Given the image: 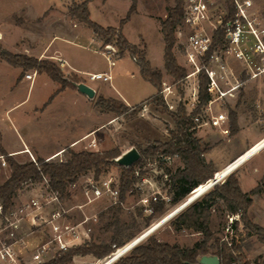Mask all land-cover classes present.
Masks as SVG:
<instances>
[{
	"label": "rangeland",
	"instance_id": "obj_1",
	"mask_svg": "<svg viewBox=\"0 0 264 264\" xmlns=\"http://www.w3.org/2000/svg\"><path fill=\"white\" fill-rule=\"evenodd\" d=\"M132 2L133 0H107L104 3L103 0H94L89 5L91 18L104 26L117 27L120 25L121 19L127 15ZM253 2L258 22L257 25L259 28L264 29V0H253ZM68 3L72 5V0H0V29L7 35L5 39L6 47L13 51L17 41L18 45L21 46L22 42L23 44L26 42V39H21L23 36H28L32 42L36 41L38 47L46 45L51 41V50H60L66 58H69L74 64L84 70L83 78H81L84 81L83 83L92 89L100 90L98 94L117 97L118 93L122 92L132 100H135V102L151 96L155 91V87L150 82L144 80L139 74L137 64L132 60L131 54L124 52L122 56L114 55L113 57L111 56L112 60H109L106 56V45H103L100 40L94 37L92 28L86 24L81 23L78 27L72 28L71 24L69 26L66 21L61 20L62 18L57 12H54V17L42 25H39L38 22H29L27 24L28 29L20 27L14 22L15 18L17 24L23 22L22 18L17 17L16 14L29 20L43 15L49 5H54L57 9H65ZM175 5L176 0H138L137 12L131 15L130 20L125 25L124 34L128 40L132 43L140 42L141 45L146 42L147 50L156 65L164 63V36L157 20L160 22L164 20L167 16L168 8ZM148 11L154 18L147 14ZM187 33L181 20L175 31L176 44L174 53L178 63L189 72L192 71V67L187 65L184 55ZM54 35H57V37L53 38ZM142 38H144L145 42ZM12 53L24 54L19 52ZM229 60L238 70L241 65L240 62L236 58L231 57ZM69 70V65H66L65 71ZM35 71L34 69H28L24 75L27 73L34 74ZM62 71L65 77L72 78V74H66L63 69ZM93 72L111 73L112 80H91L90 75ZM19 75H21L19 68H15L4 62L0 65V129L4 141L11 145L16 146L20 143L18 134L20 132L28 139L37 141L46 150L73 136L82 134L96 125L99 129L92 139L74 150L105 151L117 149L123 155L132 149L140 151V149L148 146L153 141H167L170 138V131L176 129V124L170 114L165 112L162 106H157L153 103L143 106L135 117H124L112 112H103L98 107H96L97 112H95L93 108L76 105L72 97L65 96L66 98L58 103L55 102L50 108L43 111L41 109L34 111V106L43 107L51 95L55 93L58 83L45 74H39L35 76L33 84L30 87L31 81L26 78L23 81H19L18 78H21ZM162 80L163 87L164 85H171V88L173 86L178 91V94L182 96L183 101L187 103L194 97L196 89L193 88L199 82L197 76L191 75V77L186 78L178 86L174 78L167 73L166 68L163 71ZM239 95L235 96L237 100L233 102L234 105L239 99L241 101L242 97H239ZM25 98L27 99L23 103L6 114V110L11 104H16ZM176 99L174 98L175 105H178ZM228 108L229 100L222 107V111L226 112L230 119ZM243 108L251 115L250 119H254L257 126H264V110H259L260 103L257 101H246ZM169 110L175 112V110ZM11 118H19L18 123H16L17 127L10 123ZM109 118H111L110 121L108 120ZM229 128H231L230 125ZM201 129H205L207 135L211 134L212 137L201 138L199 136L201 134H198ZM196 131V136L210 147V150L205 154L207 161L209 159L216 162L228 160L226 154L234 151L238 144H240V141L241 143L243 142L241 136L239 143L238 141H233V144L226 142L230 144L219 145L221 141L218 139L222 135L220 129L204 126L197 128ZM235 134L230 132L226 137L230 138ZM93 142L95 144L92 145ZM263 142L264 139L253 145L252 148L250 147L251 149L249 148L242 155L235 159H229L230 163L223 169H217L216 164L212 161L215 169L218 170L216 177L224 175V178L220 182L225 180L233 169L236 173L258 152L264 151ZM68 150L52 160L67 159L69 157ZM33 157L37 158V156ZM17 160L25 162L33 160V158L32 155L28 154ZM1 162L2 159L0 158V184L8 178L11 171L8 163L7 165H3ZM263 162L264 155L255 158L247 167L249 168L256 163L261 165ZM183 166L184 164L181 159L176 156L171 157V159L161 158L148 161L142 168L137 166L138 171L140 173L144 172V174L126 192L125 199L121 200L119 197V201L117 202H114V199L109 196L96 199L91 195V199L89 200L85 191L86 186L90 185L91 181L95 179L94 173L90 171L80 176L78 181L70 187L71 195L64 199L66 206L70 208V212L66 214V218L68 221L74 223L83 220L85 217L89 218L85 223L87 227L92 228L91 237L88 241L108 242L111 238V231L105 230L106 225L108 222L113 221L116 216H119L121 223L131 227V230L136 233V236L128 244L156 225L157 228L149 235L155 234L160 240L170 243L191 245L201 237V234L188 230L177 231L174 225L171 224L172 218L177 213L169 218V220L163 221L181 203L175 204L171 201L163 200V208L159 212L152 213L148 210L151 202L155 201V195L158 197L157 201L161 197L170 196L168 193L170 180L165 175L169 173L168 170L175 173L178 168H182ZM247 167L246 171L248 170ZM120 174L121 169L117 165H114L105 169L99 178L115 177L119 186ZM32 188V186L23 184L17 193L21 194L33 191ZM202 188H199L195 193L192 190L186 198L190 195L193 196ZM33 193L31 192L30 196ZM14 203L15 206L23 204L19 200L18 195L15 196ZM78 205L83 206L79 208ZM212 213V229L218 237H225L226 213L219 207H216ZM23 227L24 230L30 231L28 223H24ZM34 228L43 231L42 227L34 226ZM259 243L255 241L252 250L244 251L246 259H256L259 254L252 251ZM35 248L31 247L30 249L33 250ZM259 251L263 250L260 249ZM103 262L104 260L98 259L93 255H76L67 264H104Z\"/></svg>",
	"mask_w": 264,
	"mask_h": 264
},
{
	"label": "trees",
	"instance_id": "obj_2",
	"mask_svg": "<svg viewBox=\"0 0 264 264\" xmlns=\"http://www.w3.org/2000/svg\"><path fill=\"white\" fill-rule=\"evenodd\" d=\"M92 0H72L69 13L78 21L92 28L94 34L104 41V45L114 44L117 47V56L129 52L140 67V74L144 80L150 82L157 92L149 98L135 105H128L122 99L99 96L96 107L103 112H112L118 116L135 117L147 104L162 106L163 110L170 114L176 124V129L170 131L167 141H153L148 146L140 149V158L132 165L125 166L117 163L122 155L117 149L105 151L69 149V157L62 160H47L37 157L34 160L19 162L15 157L3 151V156L10 166V175L0 184V200L5 209L14 204L17 195L24 182L32 179L40 181L45 176L49 179V186L61 193L62 197L71 195L70 187L74 185L80 176L92 171L94 178L98 179L105 169L117 165L121 169L120 174V199H125L126 192L144 172H139L148 161L161 159L165 156L179 157L184 166L178 168L175 173L168 170L169 195L171 202L180 204L185 201L192 190L209 184L217 175V169L212 161H207L205 154L210 150L209 145L202 142L196 136L195 123L188 114L185 105L180 104L177 111H170L163 95L161 94L163 71L154 67L147 57L146 45L134 44L128 40L123 32L124 25L130 20L131 15L137 10V1L133 0L128 13L120 21V25L103 26L91 18L89 2ZM233 8V1L230 0ZM183 18V0H176V5L168 8L167 16L161 21V30L164 36V63L167 73L180 84L186 79L187 69L180 65L174 53L176 44V27ZM219 36L216 38V41ZM0 60H4L14 67H21V77L28 69H34L39 73H46L54 81L61 84V89H77L82 79L72 74V78L65 77L61 67L50 59H39L26 54H14L4 48L0 41ZM20 78V77H19ZM208 76L203 69L199 75V106L207 103L209 92L207 90ZM54 96V95H53ZM52 96V97H53ZM51 97V98H52ZM198 109L195 110L197 112ZM230 132L239 131L237 113L230 109ZM217 172V173H216ZM212 179V180H211ZM263 191V182L249 192H244L240 187L239 179L233 171L226 179L219 181L197 199L179 211L171 220L177 231H193L201 234V237L191 245H181L160 240L155 234L149 235L144 241L133 246L129 252L121 256L111 264H202L201 258L205 255H216L221 264H264V255H259L255 260L245 258L244 251L252 250L255 241L264 243V228L255 223L248 215V210L253 203V195ZM193 195V194H192ZM186 198V199H185ZM185 199V200H184ZM219 207L227 214L240 213L242 228L235 221L233 227L235 235L227 241L218 237L211 227L212 212ZM152 213L159 212L163 208V200L151 202ZM106 231H111L108 242L86 241L80 245L59 252L55 257L43 264H67L76 255L91 254L98 259L110 260L116 250L126 246L135 236L131 227L121 223L119 216L107 223Z\"/></svg>",
	"mask_w": 264,
	"mask_h": 264
},
{
	"label": "built area",
	"instance_id": "obj_3",
	"mask_svg": "<svg viewBox=\"0 0 264 264\" xmlns=\"http://www.w3.org/2000/svg\"><path fill=\"white\" fill-rule=\"evenodd\" d=\"M232 1L233 8L230 7V0H183L182 24L188 32L184 55L185 62L192 67L186 78L194 75L199 80L201 71L205 70L209 79L207 90L210 97L207 103L198 107L199 82L193 88L196 93L188 103L183 101L182 96L171 85H164L161 90L169 109L177 111L183 102L196 129L209 126L218 128L225 134L229 133V118L222 107L229 97L235 96L236 91L242 89L244 76L256 78L264 73V29L257 25L254 2ZM109 46L106 45V56L112 60L117 51ZM230 57L240 62L239 71L231 64ZM133 58L137 60L136 57ZM59 62L61 65L65 64L61 58ZM25 77L33 80L34 75L27 73ZM90 78L110 80L111 76L107 73H95ZM174 98H177L178 105H175ZM0 158L1 163L7 165L4 156L1 155ZM32 158L35 161L33 156ZM164 158L171 159L169 156L162 159ZM23 184L36 189L27 202L5 209L0 200V264H43L59 252L90 239L92 228L85 225L89 218L85 217L76 223L68 221L66 214L70 212V208L66 206L61 193L50 188L48 177L45 176L40 181L30 179ZM85 191L89 200L92 195L96 199L109 196L114 202L119 201L120 189L115 177L94 179L86 186ZM159 199L169 202L171 196ZM154 200H158L157 195ZM78 206L82 208L83 205ZM148 210L152 212L151 206ZM235 221L239 222L241 229L243 224L240 213L227 214L226 235L223 237L227 241L235 235ZM24 223L29 224L28 233L23 231ZM34 226L43 228L44 238L31 250L24 238L32 233ZM20 247L26 248L25 255L20 253Z\"/></svg>",
	"mask_w": 264,
	"mask_h": 264
},
{
	"label": "crops",
	"instance_id": "obj_4",
	"mask_svg": "<svg viewBox=\"0 0 264 264\" xmlns=\"http://www.w3.org/2000/svg\"><path fill=\"white\" fill-rule=\"evenodd\" d=\"M81 1H83V0H81ZM93 1L94 0L89 2L88 6L91 3H93ZM103 1L105 3L107 0H103ZM70 5L71 4L68 3L67 7L65 9H57L56 6L49 5V6H47L43 15L36 16L35 18L29 19V20H26L23 16H18L16 14L17 17L22 18L23 22L21 24H17L16 18H15L14 22L16 25L28 29L27 24H29V22H33V23L38 22L39 25H42L54 17L53 16L54 12H57V14H60V17L62 18L61 20L66 21L67 24H69V26L71 24V27L75 28V27H78L79 24H81L82 22L78 21L76 18H74L70 15V13H69ZM89 9H90V7H89ZM58 10H59V13H58ZM136 12H137V10L135 11V13ZM90 13H91V11H90ZM147 14L150 17H153L149 14V11L147 12ZM157 21L161 27V22L159 20H157ZM125 25L123 28V32L125 31ZM105 27H107V26H105ZM93 34H94V32H93ZM6 36H7L6 33L0 29V41H1L2 45L4 46V48H6L7 50H9L11 52L24 53V54H27L29 56L37 57L39 59H50L53 62L57 63L64 70V72L66 74H76L80 78H83L82 75H83L84 70L79 68L69 58H66L60 50H58V49L51 50V46H50L51 41H49L46 45H42V46L38 47V43L36 41L32 42L28 36H23L21 39H26L25 40L26 42H24V44L22 42L21 46H19L17 43L18 41H17L16 44L14 45V49L12 51L6 47V42H5ZM55 37H57V35L53 36V38H55ZM94 37L97 38L98 40H100L104 45V41L102 39L97 37L95 34H94ZM67 40H69V39H67ZM142 40H144V38H142ZM144 42H145V40H144ZM134 44H140V42L134 43ZM107 45H111L117 51L114 44H107ZM145 45H146V42H145ZM164 46H165V42H164ZM146 49H147V45H146ZM103 54H104V51H103ZM147 57L154 67H157V68L161 69L162 71H164L165 63H163L161 65L154 64L153 59L151 58L148 50H147ZM59 58H61L62 60L65 61L64 65L60 64ZM163 59H164V53H163ZM132 60L137 64L138 72L140 74V67H139L137 61L134 60L133 57H132ZM2 62L9 64L8 62H6L4 60H0V65L2 64ZM9 65H11V64H9ZM66 65H69V67H70L69 71H65ZM15 68H19L20 74L22 73L21 67H15ZM95 73H107V72H93L92 74H95ZM39 74L47 75L46 73H39V72L35 71V73L33 74L34 78H35V76H38ZM107 74H109L111 76V79L109 80V81H111L112 80L111 73H107ZM47 76L49 78H51L49 75H47ZM24 78H26L25 75L22 76L20 79L18 78V80L23 81ZM34 78H33V80L26 78L27 80L31 81L30 87L33 84ZM91 80H100V79H91ZM106 80H108V79H106ZM83 82L84 81H82L80 84H84ZM244 82L245 83H244L243 89H239L238 91H236V94H235V96L237 94H240L239 97H242L241 101L239 99L238 102L234 105L233 102L235 100H237L236 97L233 96V97L228 98V100H229L228 110L230 111V109L233 108L236 111L237 121H238V125H239V131L230 138L229 137L227 138L226 137L227 134L221 132L222 135L218 139L219 141H221L219 143V145L220 144L227 145L230 143L233 144L234 143L233 141H238V143H239V141H240L239 138L241 136L243 138V142L241 143V141H240V144H238L237 148L234 149V151L226 154V158L228 160H225L222 162H216L215 160H211V159L208 160V161H213L216 164L217 169H223L224 167H226L230 163L229 159H235L236 157L242 155L250 147H252L253 145L257 144L258 142H260L264 139V126H257L254 119H250L251 115H249V113H247L245 111V109L243 108L244 103L246 101H252V102L257 101L258 103H260L259 110H264V73L262 75H260L259 77H256V78H249L247 76H244ZM57 83H58L57 89L55 90V93H53L51 95V97L53 95L54 96L52 98L50 97L49 100L43 105V107L34 106V111H38V109H41L43 111L47 108H50L52 106V104H54L55 102L58 103L59 101L66 98L65 96L72 97V99L76 103V105H83L85 108L86 107L93 108L95 110V112H97L95 103H96V100L99 96L122 99L128 105L138 104L141 101L150 97L149 96L147 98L139 100L138 102H135V100H132L131 98H129V96H127L126 94H124L122 92H119L117 97H113V96H109V95H103L101 93L98 94L100 90H96L94 88L92 89L90 87L94 91V95L91 96L85 92H82L79 88L73 89V88L67 87V88L61 89V84L59 82H57ZM80 84H78V87ZM29 90H31V89H29ZM156 92H157V89L155 88V91L153 94H151V96L154 95ZM26 99L27 98H25L24 100H22L20 102H17L16 104H11V106L6 110V114L11 109H13V108L17 107L18 105H20L21 103H23ZM256 110H258V109H256ZM108 120L110 121L111 118H109ZM17 121H19V118H16V119L11 118L10 119V123L12 125H16V123H18ZM229 125H230V119H229ZM16 127H17V125H16ZM98 129L99 128H97V126L95 125L92 128L88 129L87 131L83 132L82 134H80L78 136H73L72 138H70V139H68L62 143L56 144L53 148L46 149V150L43 149L42 146H40V144L37 141L30 139V138L28 139L27 137H25L20 132L18 133L20 143L16 146L11 145V144L7 143L6 141H4L3 134H2L1 129H0V156L3 155L2 154L3 151H6L7 153L12 155L16 159L25 157L28 154H30L32 156L43 157L46 159H53L55 157L62 155L68 149H76L79 146H81L82 144H84L85 142H87L88 140H91L92 137L96 134V131ZM199 131L200 132L198 134H201V135H199L201 138L212 137L211 134L207 135V132L205 129H203V130L201 129ZM229 133H230V128H229ZM226 142H230V143H226ZM262 155H264V151L258 152L254 157H252L246 163V165L241 167L236 172V175L239 179L240 187L244 192L251 191L252 189H254L255 187H257L259 184H261L263 182V191L253 195V203L248 210V215L251 218V220H253L255 223L259 224L260 226H262L264 228V162L261 165L256 163L249 168L247 167L250 162H252L255 158L260 157ZM246 167L248 168L247 171H246ZM35 191H36V189L33 191L23 192L21 194L17 193V195H18L19 200H21L23 203H25L30 199V197H31L30 193L31 192L35 193ZM23 231H24V233H28L27 230L23 229ZM43 238H44L43 231H39V230H36L34 228L32 230V233L25 235L24 239H25V242L27 244V247L31 248V247H36ZM260 249L263 251H259ZM252 252H256V254H259V255H264V243L257 244ZM20 253L25 255L27 253L26 248L20 247ZM90 255L91 254H88L85 256H90Z\"/></svg>",
	"mask_w": 264,
	"mask_h": 264
},
{
	"label": "water",
	"instance_id": "obj_5",
	"mask_svg": "<svg viewBox=\"0 0 264 264\" xmlns=\"http://www.w3.org/2000/svg\"><path fill=\"white\" fill-rule=\"evenodd\" d=\"M79 89L82 92H85V93H87V94H89L91 96L94 95V91L90 87L85 85V84H80L79 85ZM139 158H140L139 151L136 150V149H132V150H129L128 152L124 153L123 155H121L116 161H117L118 164L129 166V165H132L133 163H135ZM216 183H218V182H216ZM137 242H138V239L133 241L128 246H126L124 248V251L129 252L130 249L133 246H135ZM121 256H123V255H121ZM121 256H119L115 261H117ZM200 262L202 264H221L220 259L216 255H205V256H203L201 258Z\"/></svg>",
	"mask_w": 264,
	"mask_h": 264
},
{
	"label": "bare ground",
	"instance_id": "obj_6",
	"mask_svg": "<svg viewBox=\"0 0 264 264\" xmlns=\"http://www.w3.org/2000/svg\"><path fill=\"white\" fill-rule=\"evenodd\" d=\"M110 48L112 47L111 45L109 46ZM234 170V169H233ZM233 170L231 171V172H233ZM230 172V173H231ZM229 173V174H230ZM224 178V175H222L221 177H215L209 184H207V185H205L201 190H199L196 194H194L193 196H191L189 199H187L186 201H184L183 203H181L179 206H178V208H176L169 216H167L166 218H164V222L165 221H167V220H169V218H171L172 216H174L176 213H178L179 211H181L183 208H185L187 205H189L191 202H193L195 199H197L200 195H202L204 192H206L209 188H211L212 186H214V184L216 183V182H219L221 179H223ZM157 228V226L155 225L154 227H152L150 230H148L146 233H144L142 236H140L139 238H137L138 239V242L141 240V239H143V238H145V237H147L150 233H152L155 229ZM136 239V240H137ZM135 241V240H134ZM137 242V243H138ZM131 244V243H130ZM129 245V244H128ZM128 245H126V246H128ZM125 246V247H126ZM125 247H123V248H120V249H118L116 252H115V254H114V256L110 259V260H108L107 262H105L104 264H111V263H113L119 256H121V255H124V254H126L127 252L126 251H124V248Z\"/></svg>",
	"mask_w": 264,
	"mask_h": 264
}]
</instances>
